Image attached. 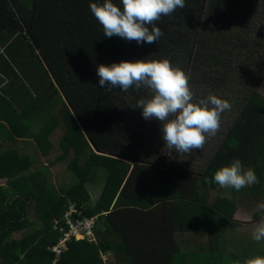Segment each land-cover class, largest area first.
Listing matches in <instances>:
<instances>
[{"label":"trees","instance_id":"trees-1","mask_svg":"<svg viewBox=\"0 0 264 264\" xmlns=\"http://www.w3.org/2000/svg\"><path fill=\"white\" fill-rule=\"evenodd\" d=\"M207 1L0 0V264H247L227 250L236 204L206 200L245 166L261 190L262 103L203 172L164 156L155 116L142 112L168 73L197 91L200 77L216 90L236 82L221 58L229 36L209 41L199 28ZM194 96L207 97L185 94L191 110ZM60 164L61 187L50 178ZM90 219L92 235L61 245Z\"/></svg>","mask_w":264,"mask_h":264},{"label":"rangeland","instance_id":"rangeland-1","mask_svg":"<svg viewBox=\"0 0 264 264\" xmlns=\"http://www.w3.org/2000/svg\"><path fill=\"white\" fill-rule=\"evenodd\" d=\"M206 8L199 28L206 30L209 41H213L212 38L219 31L229 36L231 45L221 58L222 64H230V78L236 82L225 87L222 85L216 90L203 83L200 77L201 86L197 91L192 87L191 79L188 80L184 74L168 73L156 88L158 95L146 101L142 109V112L150 111L155 116L156 129L160 135L162 133L164 156L185 168L202 172L230 129L255 111L257 101L262 103L257 110L261 112V121L264 122V0H208ZM213 63L214 59L210 57L208 64ZM177 67L183 66L175 64L174 69ZM219 68V74L223 75L226 67L219 65ZM212 69L210 67L198 74L212 75ZM194 91L200 95L204 92L207 97L203 100L200 96H194L198 102L191 110L190 106L184 105L183 99L185 94H194ZM249 122L251 127L258 129L255 117ZM62 130L57 129L52 137L56 149ZM254 139L256 143L259 141L257 130ZM54 156L41 159L47 164ZM50 171V178L60 187L70 182L66 165L51 167ZM0 182L4 180L0 179ZM253 183V167L245 166L241 173L233 175L232 180L221 182L212 189L206 202L213 204L220 196L229 197L237 205L239 217H231L236 224L224 229L228 234L227 250L232 255H240L248 261L247 264H264V243L262 249L255 244L258 240L264 242V183L257 191L253 190ZM261 250L263 254L259 252Z\"/></svg>","mask_w":264,"mask_h":264},{"label":"built area","instance_id":"built-area-1","mask_svg":"<svg viewBox=\"0 0 264 264\" xmlns=\"http://www.w3.org/2000/svg\"><path fill=\"white\" fill-rule=\"evenodd\" d=\"M94 224V220L90 219L87 220L84 224L75 225L73 224L71 226L70 231L66 234V237L60 242L61 245H65V240L68 239L72 234L75 235L77 238H83L85 236L92 235V226ZM58 251H60V248H58Z\"/></svg>","mask_w":264,"mask_h":264},{"label":"crops","instance_id":"crops-1","mask_svg":"<svg viewBox=\"0 0 264 264\" xmlns=\"http://www.w3.org/2000/svg\"><path fill=\"white\" fill-rule=\"evenodd\" d=\"M227 198H229V197H227ZM237 206V205H236ZM234 215H236V216H238L239 217V208L237 207V210H236V212H235V214ZM180 239V238H179Z\"/></svg>","mask_w":264,"mask_h":264},{"label":"clouds","instance_id":"clouds-1","mask_svg":"<svg viewBox=\"0 0 264 264\" xmlns=\"http://www.w3.org/2000/svg\"><path fill=\"white\" fill-rule=\"evenodd\" d=\"M243 170H244V168H243ZM243 170H242V171H243Z\"/></svg>","mask_w":264,"mask_h":264}]
</instances>
